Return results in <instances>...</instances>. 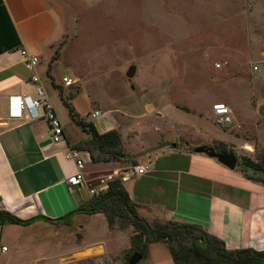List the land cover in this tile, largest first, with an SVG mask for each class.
I'll use <instances>...</instances> for the list:
<instances>
[{
  "label": "crops",
  "instance_id": "1",
  "mask_svg": "<svg viewBox=\"0 0 264 264\" xmlns=\"http://www.w3.org/2000/svg\"><path fill=\"white\" fill-rule=\"evenodd\" d=\"M0 7L5 10L0 14V211L22 221H33L28 226L0 223V264L105 263L132 249L134 227H111L104 213L77 214L70 220H61L93 201L94 170L119 171L122 179L121 173L130 170L134 162L147 168V174L122 181L143 218L200 226L223 240L231 251L264 252L263 184H236L232 180L236 170H229L205 154L178 149L165 148L151 154L154 159L149 165L144 163L148 156L137 152L127 151V160L120 162L95 163L90 152L79 150L78 145L89 135L71 118L67 102L81 120L94 124L101 135L117 131L124 146L128 140L118 120L101 112L87 89H73L77 84L64 87V78L79 81L56 58L55 47L62 40L63 30L46 1L0 0ZM8 18L13 43L19 42L12 49L8 43ZM22 50L40 58L35 72L27 70ZM261 55L264 57V50ZM259 63L264 60L252 63V73L253 66ZM34 76L39 83L33 81ZM256 77L246 87L258 104L257 113L264 116V99L257 93L264 74ZM39 88L46 91L65 128V143L61 145L53 143L45 120H13L9 116L11 98L35 96ZM97 111L101 115L94 118ZM71 150L83 152L87 161V184L82 188L69 185V179L78 172L76 162L67 159ZM125 164L128 166L120 168ZM201 164L211 166L224 179L200 168ZM140 264L175 263L165 244L154 243Z\"/></svg>",
  "mask_w": 264,
  "mask_h": 264
},
{
  "label": "rangeland",
  "instance_id": "2",
  "mask_svg": "<svg viewBox=\"0 0 264 264\" xmlns=\"http://www.w3.org/2000/svg\"><path fill=\"white\" fill-rule=\"evenodd\" d=\"M45 1L63 30L56 58L79 81L73 89H87L98 109L118 120L128 140L126 152L148 156L144 163L149 165L151 154L165 148L185 153L222 148L239 156L232 180L259 186L240 168L244 158L264 161V116L257 113L258 104L246 87L257 79L252 63L264 60V0ZM219 63L228 65L219 70ZM133 66L137 74L129 80ZM257 93L264 99V82ZM217 104L233 111L231 126L218 124ZM134 163L131 169L139 164ZM199 167L224 179L211 166ZM113 173L92 172L91 183L99 194L108 186L101 180ZM111 213L115 226L131 225ZM131 233L132 249L113 262L82 264H128L143 246L136 231ZM163 244L178 249L176 242Z\"/></svg>",
  "mask_w": 264,
  "mask_h": 264
},
{
  "label": "trees",
  "instance_id": "3",
  "mask_svg": "<svg viewBox=\"0 0 264 264\" xmlns=\"http://www.w3.org/2000/svg\"><path fill=\"white\" fill-rule=\"evenodd\" d=\"M5 10L0 7V14ZM8 30V43L10 49L17 47L18 41L13 43L11 33L12 27ZM71 118L89 135V139L78 145L79 150L90 152L95 163H111L127 160V154L121 134L113 131L101 135L94 124L81 120L75 109L66 103ZM196 149H189L190 153H195ZM218 152H224L220 149ZM136 165V163H134ZM241 173L247 180L264 184V161L251 160L244 158L242 161ZM98 198L93 199L86 208H81L61 221L70 220L77 214L95 215L104 213L108 217L111 227H114V218L111 212L119 214L128 220L134 227L136 236L143 243L139 251L144 258L148 256L149 247L154 243L176 242L178 249L171 248L170 252L175 264H264V252L253 249L231 251L226 243L218 237L211 235L202 227L191 224H184L175 221L157 222L152 225L143 218L122 179H115L108 184L107 188L100 191ZM1 224H14L28 226L33 221H22L8 212L0 211ZM134 243V239L132 240ZM188 245V246H187Z\"/></svg>",
  "mask_w": 264,
  "mask_h": 264
},
{
  "label": "built area",
  "instance_id": "4",
  "mask_svg": "<svg viewBox=\"0 0 264 264\" xmlns=\"http://www.w3.org/2000/svg\"><path fill=\"white\" fill-rule=\"evenodd\" d=\"M21 54L27 70L35 72L40 64V58L29 53L27 50H22ZM226 65L228 64H217L216 68L222 70ZM253 73L256 75L264 74V63H259L253 66ZM33 81L35 83H39L40 79L37 76H34ZM63 84L65 88H72L77 84V81L71 78H64ZM100 115L101 113L97 111L93 116L94 118H98ZM9 116L13 120H30L32 122L45 120L49 124L53 143L55 145L65 143V128L43 88H39L35 96H19L11 98L9 102ZM214 116L218 124L224 127L231 126L233 123V112L226 104L215 105ZM67 159L76 162L78 168V172L69 179V185L76 188L84 187L87 184L84 173L87 161L83 157V152L71 150L67 154ZM147 171V168L137 166L121 173L123 175L122 179L125 180L135 176H144L147 174ZM119 174V171H115L113 175L108 176L106 180L102 179L101 184H109L114 181L116 176H119ZM91 195L95 198L100 196L99 191L96 189L91 191ZM3 251H7V248H4Z\"/></svg>",
  "mask_w": 264,
  "mask_h": 264
},
{
  "label": "water",
  "instance_id": "5",
  "mask_svg": "<svg viewBox=\"0 0 264 264\" xmlns=\"http://www.w3.org/2000/svg\"><path fill=\"white\" fill-rule=\"evenodd\" d=\"M137 74V67H131L127 72V78L133 80ZM196 154H205L212 159H216L224 167L231 171H235L239 165V156L236 153L230 152H218L215 149L201 147L195 150ZM144 260V256L141 253H135L130 259L129 264H140Z\"/></svg>",
  "mask_w": 264,
  "mask_h": 264
},
{
  "label": "bare ground",
  "instance_id": "6",
  "mask_svg": "<svg viewBox=\"0 0 264 264\" xmlns=\"http://www.w3.org/2000/svg\"><path fill=\"white\" fill-rule=\"evenodd\" d=\"M247 148H248L250 151H253V149H252L251 147L247 146Z\"/></svg>",
  "mask_w": 264,
  "mask_h": 264
}]
</instances>
